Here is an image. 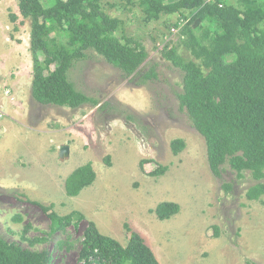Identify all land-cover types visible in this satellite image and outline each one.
Masks as SVG:
<instances>
[{
    "label": "rangeland",
    "instance_id": "rangeland-1",
    "mask_svg": "<svg viewBox=\"0 0 264 264\" xmlns=\"http://www.w3.org/2000/svg\"><path fill=\"white\" fill-rule=\"evenodd\" d=\"M50 1L41 0L43 5ZM221 2L240 7V0ZM0 5L2 37L21 62L5 69L10 82L20 71L21 90L8 128L7 118L0 121L5 128L0 137L3 241L46 253V264H114L82 255L84 231L93 222L101 235L122 247L128 242V228L139 234L159 264H264V195L256 201L245 196L264 179L255 181L249 171L239 177L227 163L219 177L212 175L204 139L179 105L183 74L164 58L174 48L184 62L198 64L187 31L208 45L206 21H192L190 13L186 20L177 14L147 20L138 0H104L103 11L121 22L119 33L135 39L147 59L128 76L87 51L68 79L98 105L69 109L40 105L31 98L30 21L19 16L17 0H0ZM12 14L18 15L15 23L10 22ZM151 69L156 77L144 80ZM177 139L184 149L173 155L170 143ZM142 160L148 162L144 171L139 169ZM85 164H91L95 181L78 196L68 197L66 178ZM155 165L167 171L148 176ZM161 202L178 204L179 212L158 220L152 211ZM42 207L71 218L54 230Z\"/></svg>",
    "mask_w": 264,
    "mask_h": 264
},
{
    "label": "trees",
    "instance_id": "trees-1",
    "mask_svg": "<svg viewBox=\"0 0 264 264\" xmlns=\"http://www.w3.org/2000/svg\"><path fill=\"white\" fill-rule=\"evenodd\" d=\"M104 0H17L18 14L30 21L31 98L40 105L78 109L98 101L77 91L68 79L73 65L86 58L91 50L125 75H132L147 59L140 44L123 32L121 22L102 9ZM137 0H127L128 4ZM147 20L160 15H179L180 19L206 21L202 44L188 29V46L197 63H186L171 48L164 58L182 74L181 109L192 127L204 139L208 168L215 177L227 163L239 177L249 171L255 181L264 179V0H240V7L224 5L221 0H138ZM15 23L18 16H9ZM263 27V28H260ZM188 27H186L187 29ZM231 56V61L225 57ZM156 77L153 69L144 80ZM184 149L180 139L170 143L177 155ZM109 165V157L104 158ZM147 161L139 162L144 171ZM166 166L155 165L147 173L162 176ZM96 179L91 164L76 168L65 180L68 197H76ZM230 190L229 185L224 186ZM264 195V184L257 183L246 192L256 201ZM54 230L71 216L59 217L50 208H41ZM160 220L179 212L178 204L161 202L152 211ZM130 233L122 247L101 235L89 222L81 248L83 256L95 255L114 264H159L142 237ZM214 235H217L215 228ZM46 253H31L0 238V264H46Z\"/></svg>",
    "mask_w": 264,
    "mask_h": 264
},
{
    "label": "built area",
    "instance_id": "built-area-1",
    "mask_svg": "<svg viewBox=\"0 0 264 264\" xmlns=\"http://www.w3.org/2000/svg\"><path fill=\"white\" fill-rule=\"evenodd\" d=\"M210 1V0H208ZM2 62L0 58V121L8 119L16 109L17 97L8 83L10 75L5 74L2 71ZM5 133V128H0V137L2 133Z\"/></svg>",
    "mask_w": 264,
    "mask_h": 264
},
{
    "label": "crops",
    "instance_id": "crops-1",
    "mask_svg": "<svg viewBox=\"0 0 264 264\" xmlns=\"http://www.w3.org/2000/svg\"><path fill=\"white\" fill-rule=\"evenodd\" d=\"M2 6L0 5V8ZM18 16V15H17ZM2 23H1V20H0V58H1V62H2V71L5 73V74H10V73H6V68L8 67V65H10V63H14V65H20V61L17 57H15L13 55V48L11 46V44H7L5 42V38L2 37L3 33H4V30L2 28ZM7 66V67H6ZM12 66V65H10ZM18 73V76L12 81L10 82V77L8 78V83L10 84V86L12 87V89L14 90L15 94H16V97H17V94L18 91L20 92L21 88H20V78H19V74H20V71L17 72ZM17 101H18V97H17ZM17 105V103H16ZM16 110V109H15ZM7 123H6V128H8V125L10 124V122L8 121V119L6 120Z\"/></svg>",
    "mask_w": 264,
    "mask_h": 264
}]
</instances>
